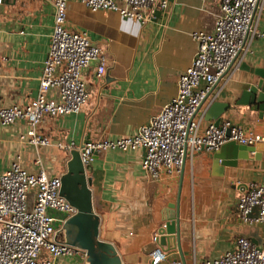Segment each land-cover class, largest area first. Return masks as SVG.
I'll list each match as a JSON object with an SVG mask.
<instances>
[{"label":"crops","instance_id":"0c3cea01","mask_svg":"<svg viewBox=\"0 0 264 264\" xmlns=\"http://www.w3.org/2000/svg\"><path fill=\"white\" fill-rule=\"evenodd\" d=\"M219 2L170 0L159 17L140 23L111 10L91 11L84 3L70 0L66 27L85 31L91 43L103 51L105 72L96 75V60L81 69L88 100L79 112L49 118L38 127L47 146L21 144L18 136L27 131L22 122L0 125V173L20 156L22 166L30 172L39 169L35 163L39 158L49 176H61L65 171L57 173L56 168L66 166L70 155L58 144L73 142L81 147L89 141L134 135L176 95L178 75L191 64L196 51L191 33L213 29ZM54 13L52 0L0 1V106L23 105L37 96ZM252 27L258 34H248V50L196 112L202 128L213 122L205 119L208 105L226 102L229 108L222 120L264 137V118L259 120L249 105L236 104L245 81L259 78L248 70L264 75V14ZM46 96L55 99L57 93L50 89ZM254 148L255 153L238 160L236 167H214L217 151L201 152L185 161L179 206L183 261L172 250L158 264L214 260L231 250L239 237L264 248V223H244L237 212L242 192L262 180L264 142ZM144 153L141 148L101 152L88 164L91 172H86V178H91L93 212L99 218L98 239L113 245L122 264H150L152 236L174 212L168 206L175 204L179 190L181 174L158 182L148 178L141 167ZM169 243L172 247L173 241Z\"/></svg>","mask_w":264,"mask_h":264},{"label":"built area","instance_id":"2783aa9c","mask_svg":"<svg viewBox=\"0 0 264 264\" xmlns=\"http://www.w3.org/2000/svg\"><path fill=\"white\" fill-rule=\"evenodd\" d=\"M69 1L52 0L53 28L37 96L23 105L0 106V125L22 122L27 131L18 140L34 148L49 144L47 138L38 134L41 124L49 118L77 113L87 102L89 94L81 69L96 60V75L100 77L106 68L103 51L91 43L87 33L66 27ZM76 1L91 11L111 10L140 23L152 20L156 10L165 12L170 4V0ZM219 8L211 31L191 33L196 51L191 64L178 75L177 93L147 124L139 126L132 136L89 141L81 147L70 142L58 144V148L68 153L77 150L84 167L98 153L141 148L145 152L141 167L151 181L158 182L178 177L185 161L198 153L216 152L228 142L251 147L264 142L263 136L245 131L229 120L218 125L211 122L202 128L201 119L196 117L199 105L212 87L248 50V34L251 37L258 34L252 25L264 14V0H220ZM50 89L56 91L57 98H47ZM35 163L39 169L30 172L22 166L20 156H16L7 170L0 173V264H56L59 258L81 252L58 238L63 224L76 213L59 194L62 175L49 176L39 158ZM237 212L244 223H264V171L261 182L250 184L239 196ZM159 237V232L152 236L150 264L167 259ZM193 264H264V248L239 237L233 248L218 258L194 260Z\"/></svg>","mask_w":264,"mask_h":264},{"label":"water","instance_id":"95a60500","mask_svg":"<svg viewBox=\"0 0 264 264\" xmlns=\"http://www.w3.org/2000/svg\"><path fill=\"white\" fill-rule=\"evenodd\" d=\"M161 10H156L154 19L160 16ZM250 74L257 75L255 81L249 78L245 81L237 105H249L250 109L257 112L258 119L264 118V75L253 70H248ZM216 84L212 87L202 103L208 98ZM229 108L228 103L212 101L206 108L208 121H213L218 125L222 121V113ZM197 109V111H198ZM196 111V112H197ZM255 153V148L251 146L238 145L235 142H228L220 147V150L213 154L214 167L218 164L223 167H236L238 160H247L248 155ZM70 158L66 163V170L61 176L60 196L64 197L69 204L76 209L75 215L66 220L62 226L64 242L85 255L86 264H122L113 245L98 239L99 218L93 212L91 192V178H86V172H91L89 165L83 166L79 152L73 150L69 153ZM256 157V155H255ZM175 204H169V208L174 209L170 217H166L164 225L159 230V245L165 251L177 250L183 261L180 246V225L179 206L180 193L182 188V174ZM169 240L173 241L170 246ZM166 247V248H165Z\"/></svg>","mask_w":264,"mask_h":264},{"label":"rangeland","instance_id":"374dc122","mask_svg":"<svg viewBox=\"0 0 264 264\" xmlns=\"http://www.w3.org/2000/svg\"><path fill=\"white\" fill-rule=\"evenodd\" d=\"M66 170V166L64 165H59L57 166L56 168V171L57 173L59 171H65ZM31 207V198L29 197L28 198V208L30 209ZM63 236V237H62ZM62 239H65V236H64V233H61L60 235V240ZM85 256L83 255V253L81 252H78L77 254L75 255H72L70 257H66V258H59L57 261H56V264H82L85 260Z\"/></svg>","mask_w":264,"mask_h":264},{"label":"trees","instance_id":"16d2710c","mask_svg":"<svg viewBox=\"0 0 264 264\" xmlns=\"http://www.w3.org/2000/svg\"><path fill=\"white\" fill-rule=\"evenodd\" d=\"M61 233H63V232H61ZM61 233H59V235H58V238H59V239H60V235H61ZM62 237H63V236H62ZM61 240H64V239L61 238Z\"/></svg>","mask_w":264,"mask_h":264}]
</instances>
